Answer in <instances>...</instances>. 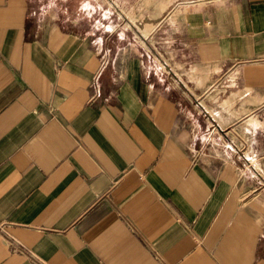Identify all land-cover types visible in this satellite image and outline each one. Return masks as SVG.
<instances>
[{
  "label": "crops",
  "instance_id": "1",
  "mask_svg": "<svg viewBox=\"0 0 264 264\" xmlns=\"http://www.w3.org/2000/svg\"><path fill=\"white\" fill-rule=\"evenodd\" d=\"M58 1L0 0V264H264V0Z\"/></svg>",
  "mask_w": 264,
  "mask_h": 264
},
{
  "label": "rangeland",
  "instance_id": "2",
  "mask_svg": "<svg viewBox=\"0 0 264 264\" xmlns=\"http://www.w3.org/2000/svg\"><path fill=\"white\" fill-rule=\"evenodd\" d=\"M89 1H90L91 5L93 6V10H96V9H98V10L111 9L112 8V5H113V3L111 2V0L109 2H107L106 0H104L103 3L100 2V1L97 2V0H89ZM58 2L59 1L57 0L58 7H62V8H65V6L66 7H70V4L63 5V4L58 3ZM74 6H75V4H72L71 5V7H74ZM90 8H92V7H90ZM91 11H92V9H90V12Z\"/></svg>",
  "mask_w": 264,
  "mask_h": 264
}]
</instances>
